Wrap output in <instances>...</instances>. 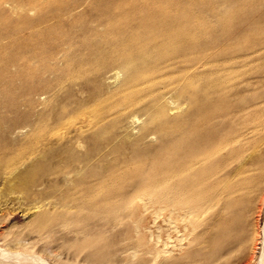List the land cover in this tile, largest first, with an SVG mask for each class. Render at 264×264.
I'll return each mask as SVG.
<instances>
[{
    "label": "rangeland",
    "instance_id": "rangeland-1",
    "mask_svg": "<svg viewBox=\"0 0 264 264\" xmlns=\"http://www.w3.org/2000/svg\"><path fill=\"white\" fill-rule=\"evenodd\" d=\"M146 1L6 0L1 5L0 15L16 18L15 24H19L15 31L2 28L3 33L0 29V48H6L7 55H15L16 59L7 65L5 79H0L1 249L34 256L45 264H258L261 261L264 255V0H149L159 17L192 20L190 29L196 27L199 32L213 34L212 38H200L198 50L207 54L192 62L189 73L224 69L231 64L238 69V79L232 81L235 86L229 91L234 97L230 103L243 105L245 113L251 116L242 129L245 137L234 146L239 151L228 157L220 175L228 176L243 161L246 169H252L255 162L258 168L246 172L247 180H234L235 189L229 195L223 191L226 185L218 183L213 194L202 199L114 200L113 208H101L104 210L101 212H93L84 205L85 199L80 194L82 181L87 183L90 179L88 183H91L109 165L131 161L140 153L150 155V150L154 151L160 143L155 129L157 122L153 126L149 122L151 110L163 105L169 117L191 112L189 94L177 91L174 84L160 83L150 89L144 103L124 105L121 112L108 110L107 118L103 115L105 119H101L104 123L98 121L101 125L89 124L87 114L80 111L88 113L99 98H108L120 87L125 75L122 68H132L130 50L124 43L138 31L141 38L155 33L132 12L134 4L142 5ZM13 3H19V8L23 6L20 13L12 9ZM168 4L187 12L171 11L163 15L159 7ZM225 19L229 20L226 25L220 23ZM208 23L210 27L206 26ZM237 41L241 45L233 48ZM192 50L187 52L192 54ZM42 55L46 57L43 59ZM174 55L157 56L151 62L165 67L164 72L176 70L185 64L177 63L183 56L180 52ZM22 67L23 71H33L31 75L22 73L25 80L19 78ZM24 81L30 82L24 84ZM231 120L215 119L216 134L220 130L230 131L239 119ZM255 126L258 128L252 132L250 128Z\"/></svg>",
    "mask_w": 264,
    "mask_h": 264
},
{
    "label": "bare ground",
    "instance_id": "bare-ground-1",
    "mask_svg": "<svg viewBox=\"0 0 264 264\" xmlns=\"http://www.w3.org/2000/svg\"><path fill=\"white\" fill-rule=\"evenodd\" d=\"M13 1H17V0H13ZM53 1H58V0H53ZM4 2H6V0H0V7ZM13 5L14 7H12V9H14V11L16 12L17 10L23 7L20 6L19 8L18 7L19 3L18 5H15V3H13ZM159 9H160L159 11L163 13V15L170 13L171 11H177V13L178 11L184 13L187 12L186 9L179 8V6H173L170 4L160 6ZM24 10L25 9H23V11ZM20 11L21 10H19V13ZM132 12H134V14L139 15L140 17L139 22L142 25L152 27L155 30V33L153 35L141 38L138 35L140 31H138L137 35H134L132 38L130 37L131 39L129 38V36L131 35L128 36L130 40L127 38L128 41H126L127 39L125 38L126 42L124 44L130 50L129 64L132 65V68L129 69L122 68L125 75L121 81V85L118 89L114 90L113 93L109 94L108 98L104 100L99 98L101 101L98 99L99 102L98 100L96 102L97 106L94 104L95 107H93V109L90 110L88 113H84L83 109H81L82 107L81 108L79 107V109H81L80 111H82V114H85V116L87 114L86 117L89 124L96 123L97 126V124L98 123L100 124V122L102 121L101 119L104 118L103 115L106 116L105 113L108 112V110L112 109L114 112V110L117 109L119 110V112H121L120 110H122L123 108L122 106L124 105L130 103H138V102L142 103L143 99L146 97V94L150 96L149 94L150 89H153L154 86L160 83V85L164 84L165 86L174 84L175 86H177L176 87L177 91L181 93L189 94L191 100L188 106L190 107L191 112L186 115L180 114L174 117L172 116L169 117L168 110L163 105H157L156 108L151 110L149 116V122L152 124V126L155 124V122H157L156 123L158 124L157 127L155 126L154 127L157 132L156 134H158L161 139L160 143L159 142L157 143L158 145L154 151L149 149L151 151L150 155L149 153L148 155H146V153L144 155H141L140 153V155L137 157H135L134 155L135 158L131 159L132 158L131 157L130 158L131 161H125L122 164H113L111 166L109 165L106 171L105 169L104 172L102 171V174L98 173L99 175L96 177L94 181L92 180L93 182L88 183L90 179L88 182L85 181L87 183H84V181H82L80 194L81 197H84L85 199L84 205L87 207L86 209L90 208V210L93 212H98L101 208H106L104 210H107L113 208L112 204L114 200H120V202H122L123 200L126 201L127 199L129 200L130 198L133 199L144 198L143 200H145V198L150 200L151 198H153V200L155 199L156 202L164 199L166 202L173 199L181 200L183 198L202 199L205 196H207L209 193L213 194V190H215L218 183H224L226 185L223 188L224 193L228 195L231 194L235 189L232 182L234 183V180L241 182L247 180L248 178H246L245 176L246 172L248 170L255 171L259 166L258 162H255L252 163L253 165L252 169H246L244 166L245 161H243L236 166L233 172L227 174L228 176H222L221 178L220 175L222 170L227 166L226 162L228 157L236 154L237 151H239L238 149H235L234 146L235 144H238V141L241 140L243 134L246 133V132L242 133V129L247 126L248 118L251 116L250 114L245 113L246 109L245 107H243V105L232 106L230 103V100L233 99L234 97L233 94L230 93L229 91H231V89L234 88L235 86L234 85L235 82L233 83L232 81H234V79L238 76L236 71L238 69L231 64V66L230 65L226 66V68L224 67V69L213 68L211 70V68H209L210 71L206 70L205 72L202 73L192 71V73H189V68L192 66V62L199 55L201 57V54L202 55L204 53L205 55L207 54V52L202 53L200 50H198V44L200 38H202L203 36H206L207 38H212L213 34L199 32L198 28L197 30H195L196 29L195 25H194L195 27L194 30L190 29L192 25L191 23H194L192 20L182 21L180 19H167V18L165 19L159 17L161 15L157 14L158 12L156 11V7H153V3H149V0H147L142 5L134 4L132 6ZM4 15L3 16L0 15V29L2 30L3 28L5 30V28H7V30L10 29L11 31L12 30L15 31L14 29H16L17 25H19V24L17 25L15 24L16 22L18 23V21L15 20L16 18H14V20H11L12 18L9 19L6 15L5 16ZM227 20L225 19L220 23L226 25V23L229 21ZM25 24H23L24 26L22 25V27H25ZM209 25L210 23H208L206 26L210 27ZM28 27L31 26L28 25ZM213 27L214 26H212V28ZM146 29L149 30V28ZM5 32L7 33V31ZM210 33L212 32L210 31ZM141 34L143 35V33ZM240 45L241 42L237 41L233 43V48L238 47ZM133 47H137L138 50L136 51L132 50ZM30 49L31 48H29L28 50L29 52ZM190 49H193L191 51L193 52L192 54L187 52ZM6 51H7L6 48L1 46L0 79L2 78L5 79V76L7 75L6 74L7 71L6 69L8 68L7 65H9L10 62L16 61V59L13 58L15 55H11V54L7 55ZM214 51L215 49H213V52ZM179 52L180 55L182 54L183 56L182 59H180V61L177 60L176 61L178 65L179 64L182 65V63L185 65L182 66L181 68L178 69L176 68V70H170L169 72H164L165 67L162 68L155 66L152 64L153 61L151 62V59L152 58L154 59V57L156 58L158 56V57L166 58V56L167 57L171 55L175 56L174 54ZM18 54H22V53H18ZM31 54L33 55V53ZM25 55L28 54L26 53ZM45 57L46 56H44L43 59ZM237 58L240 57L237 56ZM38 59L39 58H37V60ZM234 60L236 59L234 58ZM38 61L41 62V60ZM42 62H45V60ZM227 62H229V59ZM256 62H258V60ZM174 63L175 62L173 63L171 62L169 64L174 65ZM38 64L36 63L35 66ZM32 65L34 66V64ZM211 65H213V63ZM215 66L217 67V65ZM246 67H248V65H246ZM249 67L252 68L251 66ZM23 68L24 67H22V69L20 70V72L22 71L21 74L22 73L26 75L32 74L31 72L33 71L30 70L23 71ZM36 70H37L36 73H38L40 71V67H39V71L38 69ZM195 70L197 69L195 68ZM39 73L41 74V71ZM21 74H19V76ZM23 74H22L23 78L21 76L18 77L21 78L22 80L27 79L26 77L24 78ZM33 75H38V74H33ZM173 76H175V79L173 78ZM236 79H238V77ZM28 82L24 81L23 83L26 84ZM55 82L57 81L55 80ZM152 92L153 90L151 91V93ZM237 93L238 92L236 91V93H234V96H237ZM116 97L118 98V100H115ZM237 98L238 97H236L235 99ZM89 108L87 107V109ZM82 114L79 116H82ZM236 117L239 119L238 122L239 121L240 122L239 123L237 122L236 124L234 123L230 131L226 130V132L221 133L220 130V134H216L217 132L214 129L215 127H213L214 125L213 121L215 119H221L222 121H232L231 119H235ZM103 121L102 123H104ZM106 126L108 129V125ZM257 128L258 127L255 126L254 129L253 128L250 129H252V132H255ZM96 133L97 132H95V134ZM146 136L148 137V135ZM145 151L148 152L147 150ZM139 152H141V150ZM21 180H27V179L21 178ZM102 210H100L99 212H101ZM167 239H170V237L167 236ZM260 259L261 261L258 264H264V255H262V258ZM0 264H45V263L34 256H29L22 252L0 248Z\"/></svg>",
    "mask_w": 264,
    "mask_h": 264
}]
</instances>
